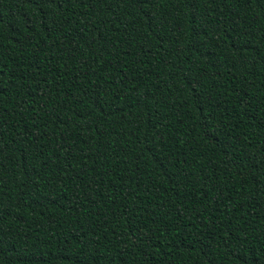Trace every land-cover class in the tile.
I'll return each mask as SVG.
<instances>
[{"label": "trees", "instance_id": "obj_1", "mask_svg": "<svg viewBox=\"0 0 264 264\" xmlns=\"http://www.w3.org/2000/svg\"><path fill=\"white\" fill-rule=\"evenodd\" d=\"M0 264H264V0H0Z\"/></svg>", "mask_w": 264, "mask_h": 264}]
</instances>
